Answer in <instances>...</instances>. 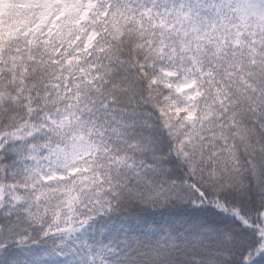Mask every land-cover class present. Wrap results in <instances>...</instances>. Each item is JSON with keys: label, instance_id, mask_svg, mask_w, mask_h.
<instances>
[{"label": "snow or ice", "instance_id": "6c2138e0", "mask_svg": "<svg viewBox=\"0 0 264 264\" xmlns=\"http://www.w3.org/2000/svg\"><path fill=\"white\" fill-rule=\"evenodd\" d=\"M0 264H264V0H0Z\"/></svg>", "mask_w": 264, "mask_h": 264}]
</instances>
